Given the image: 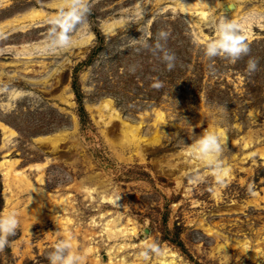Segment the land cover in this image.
<instances>
[{
	"label": "rangeland",
	"instance_id": "1",
	"mask_svg": "<svg viewBox=\"0 0 264 264\" xmlns=\"http://www.w3.org/2000/svg\"><path fill=\"white\" fill-rule=\"evenodd\" d=\"M52 1L0 0V22L31 9L61 16L76 3ZM176 1L140 0L144 16L135 18L138 0H87L84 22L67 31L92 38L59 55L36 48L49 50L53 20L0 38V122L16 133L6 146L0 133V163L22 173L0 167V215L20 217L0 264H49L66 235L85 264H264V0H236L235 17L217 8L203 19ZM222 16L248 21L249 53L236 62L204 55ZM160 30L170 32L171 69L153 50ZM23 43L32 55L18 62ZM249 59L258 62L252 73ZM105 99L139 126L140 142L118 144L121 123L92 108ZM183 120L195 136L223 133V185L185 154L179 140L189 145L192 130ZM193 171L205 179L190 184ZM130 227L132 235L118 232Z\"/></svg>",
	"mask_w": 264,
	"mask_h": 264
},
{
	"label": "clouds",
	"instance_id": "2",
	"mask_svg": "<svg viewBox=\"0 0 264 264\" xmlns=\"http://www.w3.org/2000/svg\"><path fill=\"white\" fill-rule=\"evenodd\" d=\"M70 8L73 10L51 21L53 27L51 30V39L47 45L49 50L69 47L71 44V36L68 34L67 29L74 27L76 24H82L89 10L87 0H76V3L70 5ZM136 9L135 18H143L144 12L140 0H138ZM247 23V20L237 22L233 19L227 20L222 16L214 25L213 38L205 43V57L210 61H214L217 57H224L232 62H236L242 56L247 55L249 53V46L242 34ZM169 36L170 32L160 30L157 33V40L153 50L166 63L167 68L171 69L174 66L175 56L165 46ZM141 39L142 37L133 41L139 43ZM143 46L148 47L147 41H144ZM257 63L255 59H249L246 71L248 73L254 72L257 69ZM153 87H160V85L157 83ZM220 111H226L225 106H221ZM183 121L187 123L185 120ZM187 125L192 130L191 143L185 145L183 140H179L185 154L190 159L203 165L205 171L214 177L217 184L223 185L225 178L231 173L230 166L224 162L223 158V153L227 149L226 141L222 139L223 133L204 130L201 135L195 136L193 135L192 127L188 123ZM204 179L205 177L196 171H193L188 177V181L192 185H196ZM249 191L251 192V186H249ZM120 199V196H116V203ZM19 224L20 217L16 211H10L5 215H0V249L9 245V237L16 235ZM86 259L87 257L82 252L74 251L72 237L70 235L58 239L53 250L48 254L49 264H85Z\"/></svg>",
	"mask_w": 264,
	"mask_h": 264
},
{
	"label": "bare ground",
	"instance_id": "3",
	"mask_svg": "<svg viewBox=\"0 0 264 264\" xmlns=\"http://www.w3.org/2000/svg\"><path fill=\"white\" fill-rule=\"evenodd\" d=\"M76 0H56L52 1L46 4V6L50 8H62L65 6H69L70 4H73ZM174 8L179 9L181 12L186 14H196L201 19L206 17L207 12H210L212 10H215L217 8H222L225 12L224 14L228 17H235V15L238 13V6L236 4V0H185V1H176L174 3ZM58 16H55L54 14L47 13L40 9H31L28 10L25 13L18 14L15 16H12L10 18H7L6 20L0 22V38L7 37L9 33L12 32H26L30 29L39 28L41 27V24L47 23V21L54 20ZM118 22L114 23H106L103 26V30L105 33H112L117 26ZM92 38V35H86L82 31H79L76 36L71 38V44L69 47L66 48H59L57 50H52V54L59 55L62 51L65 50H71L75 47L84 46L87 43H89L90 39ZM40 45V43H39ZM47 46V45H46ZM29 45L26 43L21 44L20 46H16V53L14 54V59L19 60L26 59V57H30L32 54L28 51ZM42 49L41 54L47 55L48 51L50 50H44L46 49L45 45L42 47H36ZM1 55V52H0ZM113 103L109 99L103 100L100 105L94 106V110L96 109L98 112H100L103 116L107 115L110 120L112 121H118L121 123L120 127V140L119 143L121 146L129 147L131 144H137V142H140L141 139L139 138V126H133L129 124L128 122H125L124 120H121L120 114L113 109L112 107ZM160 116V115H159ZM0 133L2 135V145L6 146L7 143L10 141L12 137L16 135L15 131L8 126L7 124H4L0 122ZM54 146V144H52ZM16 163V162H15ZM15 163L9 160L2 161L0 163V167H3L5 170L6 175L14 174L16 177L22 176V173H19L15 170ZM86 192L90 195V189L84 188ZM94 191V190H93ZM46 195V194H45ZM66 223H68V220H66ZM95 224V222H92ZM102 232H106L111 234V232H114L110 227L111 225L108 223L103 225ZM118 232L122 234H134L135 229L130 228H121L118 229ZM104 234V233H103ZM121 249V248H119ZM252 254V253H251ZM174 254L172 255V257ZM255 253L252 255V259L255 257ZM112 258V257H111ZM161 259V258H160ZM163 264H175L173 259L170 261H167L166 259L162 258ZM112 261V260H111Z\"/></svg>",
	"mask_w": 264,
	"mask_h": 264
}]
</instances>
